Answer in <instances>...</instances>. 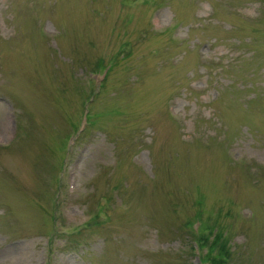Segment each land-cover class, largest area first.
Masks as SVG:
<instances>
[{"label": "rangeland", "instance_id": "rangeland-1", "mask_svg": "<svg viewBox=\"0 0 264 264\" xmlns=\"http://www.w3.org/2000/svg\"><path fill=\"white\" fill-rule=\"evenodd\" d=\"M212 258L264 264V0H0V264Z\"/></svg>", "mask_w": 264, "mask_h": 264}, {"label": "trees", "instance_id": "trees-1", "mask_svg": "<svg viewBox=\"0 0 264 264\" xmlns=\"http://www.w3.org/2000/svg\"><path fill=\"white\" fill-rule=\"evenodd\" d=\"M218 238H219V235H218ZM201 239V241H203L205 244H207L205 241H204V239H203V237L202 238H200ZM220 240V239H219ZM216 239L215 240H213V242L211 241L209 244H208V246L209 247H214V244H216ZM226 259H225V261L224 260H222V259H216V258H212L211 259V264H225L226 263Z\"/></svg>", "mask_w": 264, "mask_h": 264}]
</instances>
